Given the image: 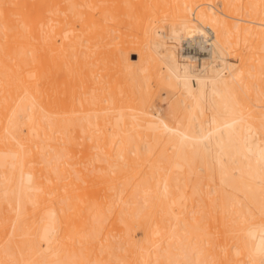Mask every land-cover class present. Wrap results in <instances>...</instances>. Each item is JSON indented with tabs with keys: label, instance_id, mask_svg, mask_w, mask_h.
I'll return each mask as SVG.
<instances>
[{
	"label": "bare ground",
	"instance_id": "6f19581e",
	"mask_svg": "<svg viewBox=\"0 0 264 264\" xmlns=\"http://www.w3.org/2000/svg\"><path fill=\"white\" fill-rule=\"evenodd\" d=\"M0 264H264V0H0Z\"/></svg>",
	"mask_w": 264,
	"mask_h": 264
},
{
	"label": "rangeland",
	"instance_id": "374dc122",
	"mask_svg": "<svg viewBox=\"0 0 264 264\" xmlns=\"http://www.w3.org/2000/svg\"><path fill=\"white\" fill-rule=\"evenodd\" d=\"M150 20L153 21V24H154L155 27H157L160 30H163L164 32L168 31L169 28L172 27V26H174L175 28L179 29L176 20H172L169 17H166L164 15V13H160V11H159L158 14H156L155 16H153L152 19H150ZM193 24L195 26H199L197 23H193ZM190 38H191L190 34H188L185 31H182L180 33V39L179 40H173V39L172 40H170V39L167 40V46H168V48L171 51H173L176 59H179L180 58L179 56L182 53V50H181L182 47L181 46L182 45L185 46V44H182V43H185ZM196 43H197V41H192L191 42V47H193V49L198 48V45ZM195 45H196V47H195ZM135 58H136V56L130 55V59H135ZM220 63H221L220 58L214 57L212 59V63L210 65V67L216 66L217 64H220ZM151 86H152V89H155V91L157 92V94L158 93H161V95L159 96L160 98H159V102H158L157 106L158 107L165 108L166 105H167V99H166V96H164L165 95L164 93L167 91L166 93H167L168 96H173V93H175L174 90L173 91L172 90H166L165 91L161 84H156L154 82H152ZM66 87H65V90L67 89L70 92L71 90L69 89L68 84H67ZM63 92H64V90H63ZM66 92L67 91H65L62 94V96L64 97V99H66L65 98ZM67 94H69V93L67 92ZM79 141H81V140H79ZM94 166L96 168L98 167L99 170H101V172L107 170V163L104 160L103 161L95 160Z\"/></svg>",
	"mask_w": 264,
	"mask_h": 264
}]
</instances>
